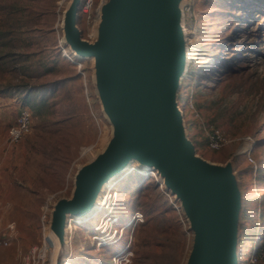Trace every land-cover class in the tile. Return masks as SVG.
Returning <instances> with one entry per match:
<instances>
[{"label": "rangeland", "instance_id": "rangeland-1", "mask_svg": "<svg viewBox=\"0 0 264 264\" xmlns=\"http://www.w3.org/2000/svg\"><path fill=\"white\" fill-rule=\"evenodd\" d=\"M178 3L185 46L196 56L187 60L175 102L194 152L218 164L230 157L240 198L236 251L238 264H246L254 244L264 245V0ZM64 5L61 0H0V239L5 241L0 264H41L45 257L49 264L51 246L42 235L41 213L56 198L70 196L77 167L110 137V123L93 90V61L72 53L69 60L60 52L68 49L61 40ZM75 23L82 28L79 12ZM20 106L31 112L30 127L8 143L6 130ZM206 122L229 136H253V163L232 155L235 143L206 147L200 127ZM145 171L131 161L106 185L91 218L70 220L67 264H123L119 260L125 255V264L185 263L190 238L172 196L156 172ZM136 212L140 217L133 220ZM107 214L117 218L109 226L120 227L115 238L98 243L93 228Z\"/></svg>", "mask_w": 264, "mask_h": 264}, {"label": "water", "instance_id": "water-1", "mask_svg": "<svg viewBox=\"0 0 264 264\" xmlns=\"http://www.w3.org/2000/svg\"><path fill=\"white\" fill-rule=\"evenodd\" d=\"M66 3L62 43L94 55L93 90L113 132L103 151L73 173L72 195L52 202L47 231H56L64 212L85 210L100 181L134 157L142 161L136 167L156 172L187 221L184 264H238L240 198L230 157L218 164L198 156L176 107L184 55L178 0H99L90 40L75 25L78 0Z\"/></svg>", "mask_w": 264, "mask_h": 264}, {"label": "built area", "instance_id": "built-area-1", "mask_svg": "<svg viewBox=\"0 0 264 264\" xmlns=\"http://www.w3.org/2000/svg\"><path fill=\"white\" fill-rule=\"evenodd\" d=\"M61 1L65 3L67 0H61ZM98 2L99 0H78L76 14L77 12H79L80 14L82 28L80 29L79 26L76 25V23L75 25L77 26L79 30V35L86 40H90L94 35V27H95V23L98 17V11H97ZM60 52L64 57H66L69 60H72L71 55H70L71 53L70 50L66 48H61ZM77 68H79V64H77ZM77 70L78 72L82 73L81 71H79V69ZM86 102L89 105V101L87 97H86ZM188 106L192 112V116L198 117V112L194 108H192V105L190 104V102ZM30 122H31L30 110L26 106H20L13 122L7 127L6 137H5L7 142L12 143V142L19 140L29 130ZM200 127L205 137L206 147H208L209 149L217 150L228 144L235 143L236 146H235V149L232 155L242 154L248 163H253V160L250 156L251 148L254 143L253 136L247 135V134L238 135V136H229L228 134L224 133L219 127L215 126L212 123H207V122L201 123ZM148 171L150 170L146 169L145 172L148 174L152 172V171L150 172ZM160 183H161V180H160ZM161 186H162V183H161ZM165 191L168 194H170L167 190ZM170 195L172 196V199H173V202H172L173 208L175 212L178 214L182 224L185 226L184 229H185L186 235L190 237V231L188 230L187 221L185 217L182 215V212L179 208V204L173 198V194H170ZM101 204L102 206L103 205L108 206L106 203H101ZM48 210L49 208L48 209L44 208L43 212L41 213L40 228L42 231V235L45 236V239L51 244V241L48 235L46 234L48 214L46 216L45 212ZM138 217H140V214L136 212L135 215L132 216V219L134 220V218H138ZM116 219L117 218L115 216L113 215L109 216V214H107L103 218L98 220L99 222H97L93 228L96 232L95 234H93V238L96 239L98 243H105L107 242L106 239H112L116 237V233L120 225H118L117 227L109 226V224L112 222L114 223ZM105 221H107L108 224H106L107 222ZM2 243H5V241L0 239V244ZM45 260H46V257L42 259L41 264H43ZM119 261L125 264V262H128V259L126 258V255H125ZM238 262H239V257H238ZM246 264H264V251L262 248L259 247V244L258 245L254 244L252 250L250 251L246 259Z\"/></svg>", "mask_w": 264, "mask_h": 264}, {"label": "bare ground", "instance_id": "bare-ground-1", "mask_svg": "<svg viewBox=\"0 0 264 264\" xmlns=\"http://www.w3.org/2000/svg\"><path fill=\"white\" fill-rule=\"evenodd\" d=\"M68 4L69 3H66L63 6V10L61 12L60 23L62 24V34H64L63 25H64V22L66 20V16H67V13H68V7H69ZM181 12H182V10H181ZM185 35L183 34V32L181 33V38H182L183 48H184V50H183L184 55H183L182 69L180 70V72L177 75L176 85L179 84L180 79H181L180 77L184 76L183 74L185 72L184 70H185L186 65H187V60L192 59V58H194V56H196L193 51H190V50H188L186 48L185 43H184V40H185L184 36ZM61 38L63 39L64 35H63V37L61 36ZM69 49H70L71 53L74 56L88 57L92 61H94V55H92V54H90V55H80V54H78L76 52V50H74L72 48H69ZM176 107H177V110L179 111V113H181V111H180L179 107L177 106V104H176ZM103 112H104L105 116L107 117V119H108V121L110 123V128H111V133H112L113 132V126H112L111 120H110V118H109V116H108V114H107L105 109H104ZM105 145L91 159H93L98 153L103 151V149L105 148ZM129 161H134L136 164H141L142 163V161L138 160L137 158H134V157L128 158L124 163L121 164V166L118 168L117 171H115L113 173H109L108 175L105 176L104 179H102L100 181V183H99V185H98V187L96 189V192L94 194L93 201L91 202V204L85 210H83L82 212H78V213L69 212V211L64 212L63 215L61 216V219L59 220V227L56 226V231H52V230L48 231V237H49V239L51 241V244H50L51 250H50L49 264H67L65 259L67 257L66 256L67 249L69 248L68 238H67V231L70 228V220L75 219L77 221H80V220L84 221V220H88L89 218H91L95 214V212L100 208L99 207V203H100L99 200H100L101 193L104 191V188L106 187V185L109 183L110 180L114 179L122 171H125L127 169V167L130 165ZM79 167L80 166H78L77 168H79ZM146 169L155 173V171L152 170V168H148V167L146 168L145 167L143 170H146ZM72 191L73 190L71 189V195H72ZM58 229L60 230L59 232H58ZM40 248H42V250L40 251L41 254L44 255L46 253L45 252L46 249H45L44 240H43L42 246ZM46 262L47 261L45 260V262L43 264H45Z\"/></svg>", "mask_w": 264, "mask_h": 264}, {"label": "trees", "instance_id": "trees-1", "mask_svg": "<svg viewBox=\"0 0 264 264\" xmlns=\"http://www.w3.org/2000/svg\"><path fill=\"white\" fill-rule=\"evenodd\" d=\"M241 219H242L243 221H245V219H246L245 215H242V216H241ZM242 226L245 227L244 224H242ZM259 247L262 248L263 251H264V245H263V243H260V244H259Z\"/></svg>", "mask_w": 264, "mask_h": 264}]
</instances>
